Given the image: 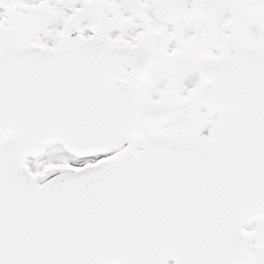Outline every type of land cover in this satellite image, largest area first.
Returning <instances> with one entry per match:
<instances>
[{
	"label": "snow or ice",
	"instance_id": "snow-or-ice-1",
	"mask_svg": "<svg viewBox=\"0 0 264 264\" xmlns=\"http://www.w3.org/2000/svg\"><path fill=\"white\" fill-rule=\"evenodd\" d=\"M170 261L264 264V0H0V264Z\"/></svg>",
	"mask_w": 264,
	"mask_h": 264
},
{
	"label": "rangeland",
	"instance_id": "rangeland-1",
	"mask_svg": "<svg viewBox=\"0 0 264 264\" xmlns=\"http://www.w3.org/2000/svg\"><path fill=\"white\" fill-rule=\"evenodd\" d=\"M205 132H206V129L204 130V134H205Z\"/></svg>",
	"mask_w": 264,
	"mask_h": 264
},
{
	"label": "water",
	"instance_id": "water-1",
	"mask_svg": "<svg viewBox=\"0 0 264 264\" xmlns=\"http://www.w3.org/2000/svg\"><path fill=\"white\" fill-rule=\"evenodd\" d=\"M170 262H173L174 263V261H170Z\"/></svg>",
	"mask_w": 264,
	"mask_h": 264
}]
</instances>
